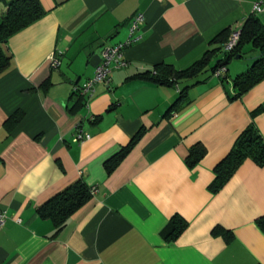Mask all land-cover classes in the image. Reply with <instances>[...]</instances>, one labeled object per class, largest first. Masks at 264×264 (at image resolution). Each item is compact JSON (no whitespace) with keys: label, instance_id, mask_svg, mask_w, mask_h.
I'll use <instances>...</instances> for the list:
<instances>
[{"label":"crops","instance_id":"0c3cea01","mask_svg":"<svg viewBox=\"0 0 264 264\" xmlns=\"http://www.w3.org/2000/svg\"><path fill=\"white\" fill-rule=\"evenodd\" d=\"M258 1L39 0L44 15L4 45L12 63L0 75V264H264L256 225L264 166L247 160L219 193L210 190L247 128L264 141V79L233 99L234 79L263 53L246 45L224 75L213 72L227 60L219 35L230 38L253 16L264 25ZM137 15L126 66L81 108L74 88L94 77L105 48L130 39ZM220 48L196 77H140L162 64L184 72ZM78 126L89 140L74 141ZM196 145L206 154L191 167ZM79 183L98 192L58 231L38 210ZM176 216L188 226L168 242Z\"/></svg>","mask_w":264,"mask_h":264},{"label":"trees","instance_id":"16d2710c","mask_svg":"<svg viewBox=\"0 0 264 264\" xmlns=\"http://www.w3.org/2000/svg\"><path fill=\"white\" fill-rule=\"evenodd\" d=\"M4 1L5 0H0V3ZM6 6L7 12L4 14L0 12V75L3 74L12 63V56L5 51L4 45L7 44L8 40L13 35L37 22L45 13L39 0H12L6 2ZM229 35L230 34L226 32L222 33L214 40V43L224 46L228 41ZM249 44L256 50L261 51L263 56L257 60L247 72L234 79L236 95L233 99L240 98L264 79V25L257 16L249 18L244 24L241 30V41L235 50L231 53H227L223 50V54L227 57V60L219 61L213 68V72L219 67L227 66V64ZM218 52H221V48L207 52L202 60L184 72L176 71L173 67L162 64L155 67V74L153 72H147L140 77L157 84H171L170 79L172 78H193L209 66L211 58ZM73 96H75L77 105H80L81 108L86 107L87 99L85 97L77 96L75 93ZM178 105L177 103L171 107L169 113H172ZM263 108L264 107H261L257 112L261 111ZM14 119H16V117ZM139 136L136 138L139 139ZM136 138L133 140L132 144H134ZM124 152L125 151H123L121 155H117L116 158L122 156ZM205 154L206 148L203 145H196L190 150L187 163L189 166L193 167L201 161ZM247 160H252L257 165L264 166V141L258 131L252 126L247 128L239 136L232 151L215 168V179L210 186V190L213 193H219ZM109 165L111 164L109 163ZM91 195H93L92 188L89 189L84 184L79 183L55 196L48 203L40 207L38 212L41 218L53 221L56 229L60 231L69 218L91 199ZM256 225L264 234V215L256 220ZM187 226V222L182 217L176 216L171 220L170 224L163 232V235L168 242H174L184 232ZM214 232L216 235L222 234L226 237L228 236L225 231L220 229Z\"/></svg>","mask_w":264,"mask_h":264},{"label":"built area","instance_id":"2783aa9c","mask_svg":"<svg viewBox=\"0 0 264 264\" xmlns=\"http://www.w3.org/2000/svg\"><path fill=\"white\" fill-rule=\"evenodd\" d=\"M264 0H259L254 6V13L260 14L264 11L263 9ZM143 23V17L141 15H137L133 18L131 28H130V39L124 43L119 44L113 47H107L103 51L102 60L100 64L96 67L95 75L92 79L86 81L82 85H77L74 88V93L77 96L85 97L87 99L86 107L89 108V101L94 96L95 93V85L100 82H108L110 78V74L113 68H120L126 66V62L124 60V50L126 47L135 42L134 39L135 31L138 30L139 26ZM241 41V30L234 31L227 44L224 47V51L227 53H231L235 50V48L239 45ZM50 61L53 67L57 68L59 66L58 60L55 59L54 56L50 57ZM227 69L225 66L219 67L215 72L214 76L221 77L226 73ZM155 74V72H153ZM91 137L89 134L84 132L80 126L77 127V131L74 137L75 142H82L85 140H89ZM97 188H92V194H97ZM7 222V216L5 213L0 212V229H2Z\"/></svg>","mask_w":264,"mask_h":264},{"label":"water","instance_id":"95a60500","mask_svg":"<svg viewBox=\"0 0 264 264\" xmlns=\"http://www.w3.org/2000/svg\"><path fill=\"white\" fill-rule=\"evenodd\" d=\"M240 58V56H236V59H239Z\"/></svg>","mask_w":264,"mask_h":264}]
</instances>
